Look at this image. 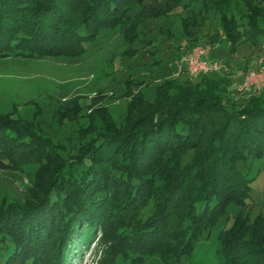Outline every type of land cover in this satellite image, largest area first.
Returning a JSON list of instances; mask_svg holds the SVG:
<instances>
[{
  "label": "trees",
  "instance_id": "1",
  "mask_svg": "<svg viewBox=\"0 0 264 264\" xmlns=\"http://www.w3.org/2000/svg\"><path fill=\"white\" fill-rule=\"evenodd\" d=\"M251 2L0 0V58L73 59L115 30L131 44L135 24L176 6L196 17L213 11L233 47L264 46V13L251 10ZM228 76L164 79L152 100L130 92L123 122L116 126L99 108L102 126L70 148L0 113V169L20 174L23 165H34L20 198H1L0 264H67L79 244L98 241L105 245L104 264H139L153 255L180 264L191 257L229 204L246 205L264 170L258 165L264 89L232 103L224 97ZM254 165L257 174L249 175ZM242 216H232L219 233L221 263L264 264V215Z\"/></svg>",
  "mask_w": 264,
  "mask_h": 264
},
{
  "label": "rangeland",
  "instance_id": "2",
  "mask_svg": "<svg viewBox=\"0 0 264 264\" xmlns=\"http://www.w3.org/2000/svg\"><path fill=\"white\" fill-rule=\"evenodd\" d=\"M250 5L256 13H264L261 0H252ZM200 12L196 17L182 6L173 7L168 14L135 24L138 38L131 44L124 43L121 30H115L93 39L84 54L73 59L0 58V113L19 118L29 124L35 135H44L51 142L70 148L102 126L97 109H104L117 126L127 115L128 93L141 92L152 100L154 89L162 80H185L183 75L176 76L177 64L196 46H202L210 59L222 62L219 73L229 75L226 99L238 104L257 95L264 89V82L260 91L256 85L241 94L237 90L248 70L257 74L264 71V46L241 43L233 47L222 39L217 15L211 10ZM136 13L134 10L130 14L135 17ZM161 28L168 29L170 34L161 32ZM258 165L264 168V161ZM33 167L31 162L23 165L20 174L0 169V203L2 197L20 198L28 181L27 172ZM263 173L261 170L253 181L246 205L229 204L226 216L194 245L191 257L180 264H222L218 237L221 231L228 230L232 216L242 212L251 221L256 215H264ZM251 174H257L256 165ZM104 246L101 241L79 244L67 264H104ZM139 264L162 263L153 255Z\"/></svg>",
  "mask_w": 264,
  "mask_h": 264
},
{
  "label": "built area",
  "instance_id": "3",
  "mask_svg": "<svg viewBox=\"0 0 264 264\" xmlns=\"http://www.w3.org/2000/svg\"><path fill=\"white\" fill-rule=\"evenodd\" d=\"M202 46H196L189 55L182 56L177 64L176 76L188 75L194 76L195 74H207L210 72L220 71L223 66L222 62L207 59L204 54ZM264 82V71L261 74L255 73L253 70L246 72L245 81L239 86L238 92L241 94L248 90L251 86H255L260 91L262 83Z\"/></svg>",
  "mask_w": 264,
  "mask_h": 264
}]
</instances>
